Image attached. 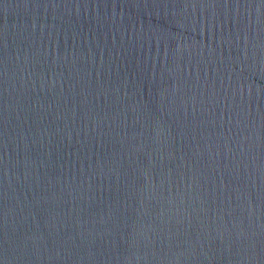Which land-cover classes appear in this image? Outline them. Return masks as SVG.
<instances>
[{
    "label": "water",
    "instance_id": "obj_1",
    "mask_svg": "<svg viewBox=\"0 0 264 264\" xmlns=\"http://www.w3.org/2000/svg\"><path fill=\"white\" fill-rule=\"evenodd\" d=\"M0 264H264V0H0Z\"/></svg>",
    "mask_w": 264,
    "mask_h": 264
}]
</instances>
